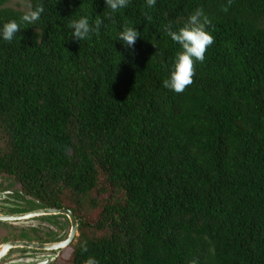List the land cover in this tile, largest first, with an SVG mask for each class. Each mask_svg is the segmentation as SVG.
<instances>
[{
    "label": "trees",
    "instance_id": "1",
    "mask_svg": "<svg viewBox=\"0 0 264 264\" xmlns=\"http://www.w3.org/2000/svg\"><path fill=\"white\" fill-rule=\"evenodd\" d=\"M28 4L44 6L34 24ZM227 5L0 0V29L21 27L0 36V176L75 215L64 264H264V0ZM197 8L215 42L177 93L163 86L181 50L165 27ZM81 17L103 19L99 34L74 39Z\"/></svg>",
    "mask_w": 264,
    "mask_h": 264
},
{
    "label": "clouds",
    "instance_id": "2",
    "mask_svg": "<svg viewBox=\"0 0 264 264\" xmlns=\"http://www.w3.org/2000/svg\"><path fill=\"white\" fill-rule=\"evenodd\" d=\"M231 2L232 0H228V5L223 7L225 12L228 10V6L231 5ZM105 3L113 12H117L119 9L127 7L129 0H105ZM155 4L156 0H147L149 7L155 6ZM43 12V4H38L35 8L31 4H28L27 10L20 19L25 24H34L40 19ZM148 19L150 20L151 18L148 17ZM103 23V19H96L94 23H90L88 17L72 20L70 27L73 29V38L81 41L87 39L92 32L99 34ZM210 25L211 20L205 15L202 8L195 9L188 17L187 22L176 31L173 30L171 23L166 25L165 30L167 34L171 37L172 41L180 45L181 50L177 53L169 78L163 81L165 88L180 93L193 83L196 62L204 60L208 47L215 42L213 35L207 30ZM20 30V24L16 20H10L3 24L2 29H0V36L5 41L12 42ZM139 37L140 32L130 26H124L123 30L119 33V40L132 49H134ZM80 248L82 252H87V241L82 242ZM84 264H99V261L90 256L84 261Z\"/></svg>",
    "mask_w": 264,
    "mask_h": 264
},
{
    "label": "flooded vegetation",
    "instance_id": "3",
    "mask_svg": "<svg viewBox=\"0 0 264 264\" xmlns=\"http://www.w3.org/2000/svg\"><path fill=\"white\" fill-rule=\"evenodd\" d=\"M42 210H45V207H41L37 201L24 195L20 187L16 188V183L10 180L7 183H0V214L3 216L0 224H5L9 230L15 232L10 234V238L0 242V245L8 242L49 245L48 249L12 247L0 257V261L9 259L13 264H49V261L54 260L51 255L57 256L61 250L70 246L75 237L71 242L63 244L71 233V224L67 216L40 212Z\"/></svg>",
    "mask_w": 264,
    "mask_h": 264
},
{
    "label": "water",
    "instance_id": "4",
    "mask_svg": "<svg viewBox=\"0 0 264 264\" xmlns=\"http://www.w3.org/2000/svg\"><path fill=\"white\" fill-rule=\"evenodd\" d=\"M13 182L16 183L14 180H13ZM18 187H20V186H18ZM40 212L49 213V214H64L67 216V218L69 219L70 224H71V233H70L68 240L63 242V244H67V243L71 242L72 239L77 235L78 222H77V218L71 212V210L66 209V208H60V209H58V208H45V210H42ZM36 214H38V213H36ZM2 220H3V216L0 214V221H2ZM57 245H59V244H57ZM17 246H28V247H33V248H46V249L49 248V245H47V244L35 245V244H31V243H26V242H8V243H5L3 245H0V257H2V255H4L8 251V249H10L12 247H17ZM40 264H43V263H40Z\"/></svg>",
    "mask_w": 264,
    "mask_h": 264
},
{
    "label": "rangeland",
    "instance_id": "5",
    "mask_svg": "<svg viewBox=\"0 0 264 264\" xmlns=\"http://www.w3.org/2000/svg\"><path fill=\"white\" fill-rule=\"evenodd\" d=\"M13 183V180H12V178L11 177H8L7 178V176H0V183H7V182H9V180ZM4 180V181H3ZM4 185V184H3ZM6 186V185H5ZM18 184L16 183V188H18ZM12 228V227H11ZM11 230V231H10ZM8 229L6 226H5V224L3 225V223L2 224H0V242H2V241H4V239L5 238H10L11 236H10V234H14L15 232H14V230H12V229ZM70 247V246H69ZM69 247H67V248H65V249H63V250H61L58 254H57V256L56 255H51V257L54 259L53 261L51 260V261H49L48 263L49 264H64L65 263V261L67 260V257H68V253H69V251H70V249H69ZM20 260H22V259H20ZM18 261V260H17ZM0 264H13V262L11 261H9V259L7 260V259H2L1 261H0Z\"/></svg>",
    "mask_w": 264,
    "mask_h": 264
}]
</instances>
